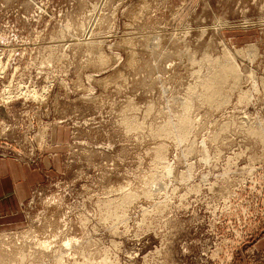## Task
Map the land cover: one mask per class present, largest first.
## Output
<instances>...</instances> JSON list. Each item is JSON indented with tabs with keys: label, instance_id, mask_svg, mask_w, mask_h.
Returning <instances> with one entry per match:
<instances>
[{
	"label": "rangeland",
	"instance_id": "rangeland-1",
	"mask_svg": "<svg viewBox=\"0 0 264 264\" xmlns=\"http://www.w3.org/2000/svg\"><path fill=\"white\" fill-rule=\"evenodd\" d=\"M0 160V264H264V0H0Z\"/></svg>",
	"mask_w": 264,
	"mask_h": 264
},
{
	"label": "bare ground",
	"instance_id": "bare-ground-1",
	"mask_svg": "<svg viewBox=\"0 0 264 264\" xmlns=\"http://www.w3.org/2000/svg\"><path fill=\"white\" fill-rule=\"evenodd\" d=\"M227 54H228V52H227ZM243 54H245V53H243ZM223 55H225V54H223ZM249 55H252V54L249 53ZM232 56H233V54H232ZM221 62H222V60H221ZM226 62L225 63H222L223 65H220L219 66V69H218L219 71H217L215 74H213V76L210 77V79L208 80V82L205 84L206 90H207V97L206 98H207V100L210 103H215L218 100L219 97H222V95H223V92H222L223 89L225 88L226 85L230 84L229 83L230 82L229 80L232 79V80H234V82H236L238 80V77L240 75H242V74H239V72H238L239 70H238V67H237L236 63H233L229 59H227ZM235 62H237V61L235 60ZM249 76H251V78H254L255 77V74L254 73H251V75H249ZM187 108H189V107H187ZM42 245H45V244L42 243ZM44 247H46V246H44Z\"/></svg>",
	"mask_w": 264,
	"mask_h": 264
},
{
	"label": "crops",
	"instance_id": "crops-1",
	"mask_svg": "<svg viewBox=\"0 0 264 264\" xmlns=\"http://www.w3.org/2000/svg\"><path fill=\"white\" fill-rule=\"evenodd\" d=\"M18 173L19 169L15 162L10 160H0V205H5L4 208L6 210H9L11 207V203H7L6 199L8 195L16 190V182H18L19 179Z\"/></svg>",
	"mask_w": 264,
	"mask_h": 264
}]
</instances>
